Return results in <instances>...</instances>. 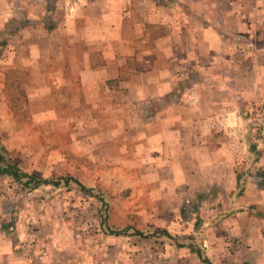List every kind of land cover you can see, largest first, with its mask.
Segmentation results:
<instances>
[{"label": "crops", "instance_id": "0c3cea01", "mask_svg": "<svg viewBox=\"0 0 264 264\" xmlns=\"http://www.w3.org/2000/svg\"><path fill=\"white\" fill-rule=\"evenodd\" d=\"M183 5L153 37L124 0H0V26L14 17L19 27L10 58L29 114L49 125L56 147L109 162L177 207L197 195L213 216L219 203L227 215L218 226L237 243L203 257L264 264V149L242 164L210 127L264 103V0ZM11 247L0 245V264H23Z\"/></svg>", "mask_w": 264, "mask_h": 264}, {"label": "rangeland", "instance_id": "374dc122", "mask_svg": "<svg viewBox=\"0 0 264 264\" xmlns=\"http://www.w3.org/2000/svg\"><path fill=\"white\" fill-rule=\"evenodd\" d=\"M101 1L105 2L65 0L84 6ZM187 1L124 3L133 18L145 25L144 34L153 37L164 33L160 22L175 15V7L178 14L187 13L183 5ZM33 13L49 21L43 12ZM12 20L0 26V70L6 72L3 82L0 78V147L22 172L58 185L27 190L0 174V245L12 244L23 264H203L199 256L204 258L205 249L235 245L236 237L223 234L218 226L227 215L219 203L213 216L209 212L213 203L199 204L197 195L177 207L153 188L151 196L148 186H132L125 171L111 169L109 162L97 164L93 155L67 154L52 143L49 125L34 122L29 114L25 76L10 58L19 29ZM243 113L250 118L247 134L264 123V103ZM263 149L264 135L261 145L247 140L235 159L248 164ZM77 184L88 193L82 194ZM108 230L123 232L114 235Z\"/></svg>", "mask_w": 264, "mask_h": 264}, {"label": "built area", "instance_id": "2783aa9c", "mask_svg": "<svg viewBox=\"0 0 264 264\" xmlns=\"http://www.w3.org/2000/svg\"><path fill=\"white\" fill-rule=\"evenodd\" d=\"M250 118L247 113H242L234 117L233 123L226 125L222 122L212 124L211 129L218 126L219 132L224 136L225 146L234 157H239L243 151L246 141H250L256 145H261L264 135V123L258 124L252 132L247 134V123ZM245 136H247L245 138ZM247 139V140H246Z\"/></svg>", "mask_w": 264, "mask_h": 264}, {"label": "trees", "instance_id": "16d2710c", "mask_svg": "<svg viewBox=\"0 0 264 264\" xmlns=\"http://www.w3.org/2000/svg\"><path fill=\"white\" fill-rule=\"evenodd\" d=\"M0 174L6 175L11 178L15 183L20 185L22 188L27 190H33L38 188L41 185H53L57 186L58 183L51 182L49 180H40L36 179L35 177L28 175L25 172H22L8 157L5 156V152L0 147ZM258 175L264 178V172H258ZM67 183V180L64 181ZM79 187V190L82 194L86 195L88 193V189L81 186L80 184H77ZM259 216H264L263 214H259ZM109 233L114 235H120L123 231L122 230H108ZM7 235H10L11 239L14 240L13 235L6 233ZM137 235H141L140 232H138ZM201 262L203 264H210L207 259L201 258Z\"/></svg>", "mask_w": 264, "mask_h": 264}]
</instances>
